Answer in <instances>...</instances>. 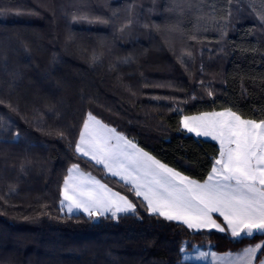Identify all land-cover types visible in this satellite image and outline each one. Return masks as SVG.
Wrapping results in <instances>:
<instances>
[{"label": "trees", "instance_id": "trees-1", "mask_svg": "<svg viewBox=\"0 0 264 264\" xmlns=\"http://www.w3.org/2000/svg\"><path fill=\"white\" fill-rule=\"evenodd\" d=\"M169 7L0 0V264H200L184 253L264 243V235L234 237L151 215L127 183L75 150L91 113L203 182L219 144L187 133L181 116L230 109L264 119L262 0H240L239 11L234 0L223 37V12L197 27L195 8L181 18ZM178 19L183 30L170 31ZM73 164L125 194L138 214L95 220L62 212Z\"/></svg>", "mask_w": 264, "mask_h": 264}, {"label": "snow or ice", "instance_id": "snow-or-ice-1", "mask_svg": "<svg viewBox=\"0 0 264 264\" xmlns=\"http://www.w3.org/2000/svg\"><path fill=\"white\" fill-rule=\"evenodd\" d=\"M169 3L168 10L176 11L181 18L186 8L188 11L195 8L197 27L201 20L216 23L217 13L223 12L220 19L224 26L220 32L222 37L227 35L234 0H169ZM235 3L239 11L240 0ZM259 19L264 27V11ZM184 23L178 19L168 28L179 32ZM154 27L159 29L160 25ZM195 38L193 35L192 39ZM180 124L187 133L211 138L219 144V155L204 182L170 168L91 113L83 123L75 150L127 183L136 197L142 198L151 215L181 221L189 229L230 230L234 237L264 235V119L245 120L229 109L198 116L182 115ZM78 169L79 165L73 164L64 178L62 212L66 209L69 215L83 213L108 218L138 214L136 204L126 196L95 178H85ZM214 214L223 218V225ZM258 253L264 255V243L245 248L240 264H254ZM259 264H264V259Z\"/></svg>", "mask_w": 264, "mask_h": 264}, {"label": "crops", "instance_id": "crops-1", "mask_svg": "<svg viewBox=\"0 0 264 264\" xmlns=\"http://www.w3.org/2000/svg\"><path fill=\"white\" fill-rule=\"evenodd\" d=\"M184 176H186V175H184ZM214 217H218V220L220 221L221 224L224 223L223 218L220 217L218 214H214ZM180 223H182V222H180ZM254 245H256V244H254ZM254 245H251V246H254ZM198 250H201L202 251L201 253H206L207 255L201 256V253H199V256L201 259L197 263H200V264H240V257L243 256V250L244 249L241 251H237V252H216V251L211 250V249L199 247V249H197L196 251L198 252ZM208 258H209V260H208ZM254 264H259V262L255 261Z\"/></svg>", "mask_w": 264, "mask_h": 264}, {"label": "rangeland", "instance_id": "rangeland-1", "mask_svg": "<svg viewBox=\"0 0 264 264\" xmlns=\"http://www.w3.org/2000/svg\"><path fill=\"white\" fill-rule=\"evenodd\" d=\"M220 111H225V110H218V111H211V112H220ZM203 113H210V112H203ZM200 114H202V113H199V114H193V115H187V116H198V115H200ZM92 116H94V117H96L95 115H93L92 114ZM87 118H88V116H87ZM98 120H100V121H102V123L103 124H105V125H107V126H109V127H111V128H113L111 125H109V124H107V123H105V122H103V120H101L100 118H98V117H96ZM242 118V117H241ZM242 119H244V118H242ZM87 120V119H86ZM245 120H250V119H245ZM115 129V128H114ZM116 133H118V134H122V133H120V132H118L117 130H116ZM124 137H126L124 134H122ZM127 138V137H126ZM203 138H207V137H203ZM207 139H211V138H207ZM127 140H129L128 138H127ZM129 141H131V140H129ZM132 142V141H131ZM217 142V141H216ZM132 143H134V142H132ZM218 143V142H217ZM135 144V143H134ZM137 145V144H136ZM137 147L138 148H140V149H142L141 147H139L138 145H137ZM143 151H145L144 149H143ZM145 152H147V151H145ZM147 153H149V152H147ZM150 154V153H149ZM151 155V154H150ZM152 156V155H151ZM86 158H88V159H90V157H86ZM91 160V159H90ZM95 162V161H94ZM106 170V169H105ZM107 171V170H106ZM78 172L82 175V176H84L85 178H87V177H92V178H95L94 176H92L91 174H88V173H85V172H83L80 168L78 169ZM108 172V171H107ZM109 173V172H108ZM109 174H111V173H109ZM118 179H120L119 177H117ZM96 180H99L102 184H105V185H107L105 182H103L102 180H100L99 178H95ZM107 187L108 188H110V189H112V191H114V192H118L117 190H115V189H113L112 187H110L109 185H107ZM120 193V192H119ZM121 195H124V196H126L125 194H122V193H120ZM127 197V196H126ZM128 198V197H127ZM129 199V198H128ZM130 200V199H129ZM133 203V202H132ZM65 211L67 212V210L65 209ZM98 217H95V219H97ZM214 218H216L217 219V222L218 223H220V221L218 220V217H214ZM179 222H181V221H179ZM182 224H184L183 222H182ZM185 225V224H184ZM223 225V224H222ZM195 230H197V229H195ZM199 230H210V229H199ZM216 230V229H215ZM224 232H229V233H231V231L230 230H226V231H224ZM243 236V235H242ZM241 237V236H240ZM197 249H199V248H197ZM197 249H194V250H191V251H186L185 253H184V259L185 260H187V261H191V262H198V261H200V256H199V253H201L202 251L201 250H198V252L196 251ZM200 251V252H199ZM208 260H209V258H208Z\"/></svg>", "mask_w": 264, "mask_h": 264}, {"label": "water", "instance_id": "water-1", "mask_svg": "<svg viewBox=\"0 0 264 264\" xmlns=\"http://www.w3.org/2000/svg\"><path fill=\"white\" fill-rule=\"evenodd\" d=\"M96 220V219H95Z\"/></svg>", "mask_w": 264, "mask_h": 264}]
</instances>
